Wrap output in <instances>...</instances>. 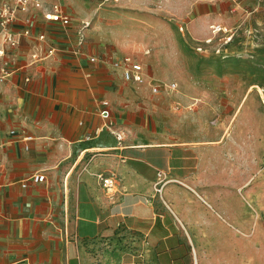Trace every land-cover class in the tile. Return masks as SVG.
<instances>
[{
	"label": "crops",
	"instance_id": "1",
	"mask_svg": "<svg viewBox=\"0 0 264 264\" xmlns=\"http://www.w3.org/2000/svg\"><path fill=\"white\" fill-rule=\"evenodd\" d=\"M44 1L62 3L72 20L62 28L42 11L28 13L33 37L10 53L14 72L0 79V264H96L93 250L105 242L132 243L137 254L128 264H190L187 228L208 218L197 207L199 179L220 173L204 171L192 142L154 141L146 115L164 105L144 104L154 78L144 51L112 44L95 28L83 29L80 43L72 7ZM182 1L191 4L183 13L192 16L186 25L198 41L212 35L214 23L230 30L214 40L219 51L242 26L250 33L255 23L264 27V0ZM229 4L228 15L222 10ZM41 33L46 40L37 38ZM34 52L40 59L30 65ZM126 55L143 64L144 83L126 81L113 63ZM166 102L167 111L173 101ZM104 108L109 119L100 114ZM38 173L43 182L33 179ZM124 253L105 251L101 264H121L113 260Z\"/></svg>",
	"mask_w": 264,
	"mask_h": 264
},
{
	"label": "rangeland",
	"instance_id": "2",
	"mask_svg": "<svg viewBox=\"0 0 264 264\" xmlns=\"http://www.w3.org/2000/svg\"><path fill=\"white\" fill-rule=\"evenodd\" d=\"M61 1L80 27L144 51L152 86L178 85L176 91L154 94L150 86L143 92L147 106L166 108L165 99L173 101L169 110L146 115L154 141L192 142L200 147L204 171L220 173L199 179L197 207L208 218L187 228L190 264H264V27L255 23L250 33L242 26L227 48L199 51L203 43L186 25L192 16L183 13L191 4L182 0ZM233 6L222 11L233 14ZM133 246L105 242L93 250L96 264L110 249L125 250L113 261L128 264L137 254Z\"/></svg>",
	"mask_w": 264,
	"mask_h": 264
},
{
	"label": "built area",
	"instance_id": "3",
	"mask_svg": "<svg viewBox=\"0 0 264 264\" xmlns=\"http://www.w3.org/2000/svg\"><path fill=\"white\" fill-rule=\"evenodd\" d=\"M32 10L42 11L46 20L58 24L62 28H67L71 24L72 15L60 2L48 5L44 0H0V79L14 72L11 67L13 58L10 53L20 46L23 38L33 37L31 18L28 15ZM22 14H25V16L21 17ZM15 26L20 27L16 28ZM85 28H87V25H83L81 28L80 43L83 40V29ZM210 29L212 35L205 39L202 42L203 44L197 46L199 51H204L207 50L208 47H211L219 34L230 32L228 28L216 23L212 24ZM37 38L43 41L46 40V35L41 33ZM230 38L231 37H227V39ZM228 41L229 40H225L223 42ZM51 51L52 49L50 52ZM39 59L40 55L34 52L31 54L29 64H34ZM90 60L95 62L96 57H91ZM113 63L115 66L122 68L123 76L126 81L135 83H144L146 81V72L143 64L135 60L131 55L119 58ZM27 80L29 79L27 78ZM177 86L175 82L157 84L152 86V91L154 93H158L161 90L176 91ZM104 104L107 106L108 102L105 101ZM100 114L106 119L110 118V112L107 108L101 110ZM107 124L110 126L111 122L108 120ZM115 133L120 139L123 138V132ZM26 139H30V137H26ZM26 148L29 147L26 146ZM101 178L104 186H113L114 181L111 177ZM33 179L37 182H43L46 177L44 174L38 173L33 175Z\"/></svg>",
	"mask_w": 264,
	"mask_h": 264
}]
</instances>
